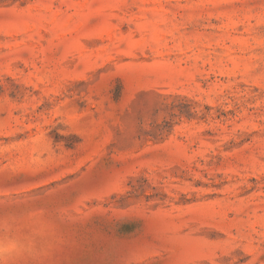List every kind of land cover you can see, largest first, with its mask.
Masks as SVG:
<instances>
[{
    "label": "rangeland",
    "instance_id": "obj_1",
    "mask_svg": "<svg viewBox=\"0 0 264 264\" xmlns=\"http://www.w3.org/2000/svg\"><path fill=\"white\" fill-rule=\"evenodd\" d=\"M2 264H264V0H0Z\"/></svg>",
    "mask_w": 264,
    "mask_h": 264
},
{
    "label": "clouds",
    "instance_id": "obj_2",
    "mask_svg": "<svg viewBox=\"0 0 264 264\" xmlns=\"http://www.w3.org/2000/svg\"><path fill=\"white\" fill-rule=\"evenodd\" d=\"M0 264H2V262H0Z\"/></svg>",
    "mask_w": 264,
    "mask_h": 264
}]
</instances>
